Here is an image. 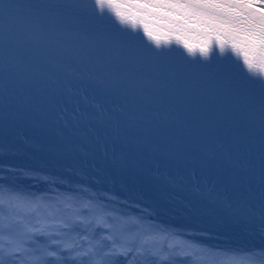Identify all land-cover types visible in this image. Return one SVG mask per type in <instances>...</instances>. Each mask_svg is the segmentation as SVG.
I'll return each mask as SVG.
<instances>
[{
	"label": "snow or ice",
	"instance_id": "1",
	"mask_svg": "<svg viewBox=\"0 0 264 264\" xmlns=\"http://www.w3.org/2000/svg\"><path fill=\"white\" fill-rule=\"evenodd\" d=\"M253 235L264 0H0V264H264Z\"/></svg>",
	"mask_w": 264,
	"mask_h": 264
},
{
	"label": "bare ground",
	"instance_id": "2",
	"mask_svg": "<svg viewBox=\"0 0 264 264\" xmlns=\"http://www.w3.org/2000/svg\"><path fill=\"white\" fill-rule=\"evenodd\" d=\"M130 177L127 178V176L125 175V177H115V180L114 181H109L108 183V187H114V189L116 191H120L121 188L123 187L124 183L127 182L130 186H134V188L139 191L141 188H142V184L139 182H135L136 179L133 178L131 180H129ZM170 191V189H169ZM164 219H167V220H171V221H174V222H177L179 220L178 217H176L175 215H172L171 213H169L167 216H164L163 217ZM251 243L253 244H261V243H264V238H262L261 236L259 235H253L251 238Z\"/></svg>",
	"mask_w": 264,
	"mask_h": 264
}]
</instances>
